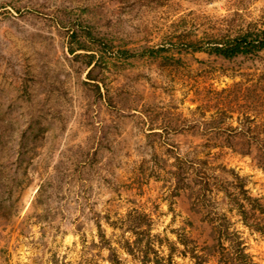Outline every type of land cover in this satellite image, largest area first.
<instances>
[{"label": "rangeland", "instance_id": "rangeland-1", "mask_svg": "<svg viewBox=\"0 0 264 264\" xmlns=\"http://www.w3.org/2000/svg\"><path fill=\"white\" fill-rule=\"evenodd\" d=\"M263 30L264 0H0V264H76L96 219L108 237L104 216L133 209L176 264H222L237 244L264 264V236L206 191L208 158L264 203L246 147L211 146L237 113L209 124L228 91L264 117V48L185 44Z\"/></svg>", "mask_w": 264, "mask_h": 264}, {"label": "trees", "instance_id": "trees-1", "mask_svg": "<svg viewBox=\"0 0 264 264\" xmlns=\"http://www.w3.org/2000/svg\"><path fill=\"white\" fill-rule=\"evenodd\" d=\"M185 44H188L187 46L191 50H206L210 54L232 58L239 54L256 52L264 48V30L258 32L244 31L230 38L214 37L206 45H201L197 41H189ZM256 96V99H261V95ZM246 97V94L242 95L241 99H246ZM239 99L237 92L228 91L224 96L222 107L218 108L211 116L209 124L212 128L221 129L220 125L223 123L224 117L232 118L234 112L237 113L236 122L238 123L235 127L229 125L231 130H228L229 127L224 128L223 131L225 132L221 135L217 133L212 136L210 138L211 146L215 145L216 142L228 146L244 145L246 150L240 151V153L252 155L258 166L264 170V117L259 118L258 111L253 113L254 107L239 103ZM253 150L254 153H252ZM208 160L206 158V171L211 169V172L206 176V191L212 192L223 188L225 195L232 198L236 203V209L242 222L264 236V203L259 198L248 195L240 181L230 183V186L233 187V192H231L228 187L220 184L218 178L210 177L214 166L208 165ZM223 168L225 169V167ZM235 178L237 179L236 176ZM104 220L113 232L107 237L99 220L96 219L97 240H93L86 249H83L85 245L82 243V253L76 264H104L103 262L128 264V260L122 258L120 253L131 258L129 264H176L170 254L163 255L159 250L161 239L151 232V219L146 213L133 209V212L115 219L105 215ZM115 229L119 230V233H116ZM230 248L234 250L235 257L233 258L239 263L255 264L250 259L248 260L247 253L238 244L236 247L230 246ZM103 250L106 251L105 255L102 253ZM230 253V251L225 253L226 261H223L222 264H233L234 259L229 257ZM211 255L213 252L206 251V262L208 256Z\"/></svg>", "mask_w": 264, "mask_h": 264}]
</instances>
